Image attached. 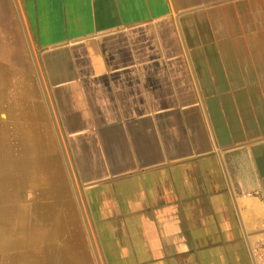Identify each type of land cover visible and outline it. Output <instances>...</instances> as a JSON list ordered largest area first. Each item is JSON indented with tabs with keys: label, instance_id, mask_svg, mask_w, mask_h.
<instances>
[{
	"label": "crops",
	"instance_id": "1",
	"mask_svg": "<svg viewBox=\"0 0 264 264\" xmlns=\"http://www.w3.org/2000/svg\"><path fill=\"white\" fill-rule=\"evenodd\" d=\"M25 38L69 174L62 198L30 193V207L0 192V264H38L40 218L51 208L54 234L61 201L83 260L89 239L99 264H255L264 0H0L1 67L24 75L6 44L20 54ZM16 97L2 113L29 146L50 131L45 105L32 95L24 114Z\"/></svg>",
	"mask_w": 264,
	"mask_h": 264
},
{
	"label": "bare ground",
	"instance_id": "2",
	"mask_svg": "<svg viewBox=\"0 0 264 264\" xmlns=\"http://www.w3.org/2000/svg\"><path fill=\"white\" fill-rule=\"evenodd\" d=\"M6 49H7L8 55L15 54L14 47H9V48L6 47ZM5 70L6 69L0 66V110H2L5 107H10L12 105H15V103L17 102L16 100L18 99L16 97L17 94H21V92L18 89L19 84H21V77L19 75L13 74L12 76L13 84H7L6 78L10 76L7 73L4 75ZM21 85H23V83ZM23 88L26 89V87H23ZM6 119L7 118H5V116L0 115V174H1L0 178L2 177V179L4 180V181L0 180L1 182H3L0 185V192L6 193L9 196V202H8L9 204L18 205V206L22 204L24 206L30 207V206H33L35 201L34 200L27 201L26 200L27 194L35 193L36 195L37 193H39V196H43V197L48 196V193L50 192L49 190L52 189L51 186L61 187L60 185L57 186L58 184L54 185L53 183L55 182L56 184V181L57 182L59 181L58 175L61 173L58 172V174L56 175L57 178L55 177L54 181L50 179L53 182L52 181L50 182L47 179H44L42 175V173H44L43 172V168H44L43 160L49 161L50 158L55 156V152L52 146L50 144L47 146H41L39 144L40 143L39 139L42 135L38 136V134L36 133H33L34 137H32L30 141L32 140L34 143L37 144L38 151L33 150V148L30 145L26 146L25 142L28 141L27 134L22 132V130L17 126L16 120H15L16 127L12 129L10 128L9 124L6 123ZM61 185H62V190H63V184ZM62 195L60 198L63 197ZM61 202L58 204L59 206L61 205L62 207L61 210H59V207H57L56 211L54 212L55 213V224H56L54 228V234L52 232L53 229L51 228L52 225H50L51 219H52L51 208L49 209L50 211L44 214L45 216L44 219L40 218V222L41 223L44 222L46 225V228L44 229L45 231L40 234L41 240L42 239L44 240L40 244L41 250H40L39 257H41V259L39 260L38 264H83L79 253H76L77 250L75 251L74 249H72L73 247H71V246H74L76 243L73 244L72 242V243H69L68 245V242H65L66 241V236H65L66 231L64 232V226H65L64 218L67 217L68 214L66 215V213H64L63 206H62L63 204H61ZM49 225H50V228L48 227ZM27 231L29 232V230ZM38 232H39V229H38ZM76 239L78 238L76 237L75 240ZM52 240L55 241V247L53 251L54 253L51 250L48 251L50 248L48 246V243L49 241H52ZM33 243L35 242L33 241ZM77 245H79V241L77 242ZM28 248H31V247H28ZM24 254H26V250H24ZM24 264H26V261L24 262Z\"/></svg>",
	"mask_w": 264,
	"mask_h": 264
},
{
	"label": "rangeland",
	"instance_id": "3",
	"mask_svg": "<svg viewBox=\"0 0 264 264\" xmlns=\"http://www.w3.org/2000/svg\"><path fill=\"white\" fill-rule=\"evenodd\" d=\"M6 47H8V48L14 47L15 48V54L17 55V58H16V56H14L13 62L15 64H17L19 66V69L22 70V72L24 73V75H23L22 73H20L18 71H17L18 72L17 73V72H15L16 70H12L9 68L8 69L6 68V70L4 71L5 72L4 75L7 73L10 76L8 78L5 77L6 80H8V82L13 80V77H12L13 74L19 75L21 77V79L23 80V81H21V84L23 82V85L19 84V86H18L19 91L21 92V94H23V99H21V101L17 103V109L22 111V113H24V114L26 112L29 113L31 108L28 107V105H29V99L32 97V95H35V96L38 95L40 98V104H42L43 106L45 105L44 114L46 116L45 117L46 120L48 121L50 131L48 132L47 129H45L44 127H41V129H45V130H42V132H40V134H39V135H42L39 139V142H40L39 144L41 146H47L50 144L52 146L54 152H55V156L50 158L49 161L43 160V164H44L43 172L45 174L43 173L42 175H43L44 179H47L48 181L51 182L56 177L58 172H60L61 174L58 175L59 181L58 182L56 181L55 185L58 184L57 186L60 185L61 187L51 186V188H52L51 192H52V194H56V193L60 194L61 192L63 193V191H64V175H66V177H67L69 174L66 149H65L64 142H63L62 134L59 131L58 124L56 122L54 124V121H53L54 118L52 120V117H51L52 112H50V108L48 107V105H46L47 101L45 99L47 97V94H46L47 92H46V90H44L43 84H40L42 74L40 73V70H38L35 67L34 58H33V57H35V54H32L30 52L29 46L27 45V42H26V38L24 41V45L22 47L23 51L20 54H18L19 49H17L15 41L10 42V43L8 42L6 44ZM15 54H13V55H15ZM23 87H26V89H24ZM11 88H12V86H11ZM33 98H35V97H33ZM35 104H36V102H35ZM8 108L9 107H5L2 110H0V115L5 116V118H6L7 116L2 112L3 111H9ZM29 145L33 147V150L38 151V146L36 143L30 142ZM46 170H48V171H46ZM54 173H55V175H54ZM49 174H51V175H49ZM50 179H52V180H50ZM0 180L4 181L2 179V177L0 178ZM2 183L3 182L0 181V185ZM61 184H63V190H62ZM60 190H62V191H60ZM62 193H61V195H62ZM72 196H73V203L76 204L75 203L76 199L74 197V188L72 190ZM26 198L30 199L31 195H29ZM74 209H75V212L73 213V217L75 219L74 221H76V223L79 224V222L82 220V214H81L80 209L78 208L77 204L74 207ZM66 218L67 217L64 218L65 223H66ZM87 243H88V254L86 255L87 259L86 260L82 259V263L83 264H99L100 262H98L96 260L95 255L92 253L91 243H90L89 239L87 240Z\"/></svg>",
	"mask_w": 264,
	"mask_h": 264
},
{
	"label": "built area",
	"instance_id": "4",
	"mask_svg": "<svg viewBox=\"0 0 264 264\" xmlns=\"http://www.w3.org/2000/svg\"><path fill=\"white\" fill-rule=\"evenodd\" d=\"M252 256L255 264H264V241L252 248Z\"/></svg>",
	"mask_w": 264,
	"mask_h": 264
}]
</instances>
